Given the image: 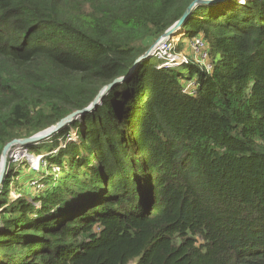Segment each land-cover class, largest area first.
<instances>
[{"label": "trees", "instance_id": "obj_1", "mask_svg": "<svg viewBox=\"0 0 264 264\" xmlns=\"http://www.w3.org/2000/svg\"><path fill=\"white\" fill-rule=\"evenodd\" d=\"M194 1L0 0V155L123 78L26 145L42 189L6 171L0 264H264V0L195 8L171 37L188 60L130 73Z\"/></svg>", "mask_w": 264, "mask_h": 264}, {"label": "water", "instance_id": "obj_2", "mask_svg": "<svg viewBox=\"0 0 264 264\" xmlns=\"http://www.w3.org/2000/svg\"><path fill=\"white\" fill-rule=\"evenodd\" d=\"M225 0H195L192 2L184 12L183 16L174 24L172 25L167 31L163 33V35L141 56L139 57L133 64L132 68L130 69V73L135 72L138 69L139 64L146 59H149L152 57V51L154 50L155 46L164 40L170 39L172 36L176 35L180 32V29L182 25L185 23L186 19L189 17V15L193 12V10L199 6H208L216 3H221ZM123 80L116 79L112 83L104 86L97 94L95 99L91 102V104L82 109L77 110L63 119H61L59 122L48 128L47 130L33 136L30 138L20 139V140H12L8 142L2 149L1 155H0V188L3 182L4 177V171H5V164H6V158L7 154L13 146H26L34 142L42 141L46 138H49L54 133H57L59 130H61L64 126L72 123L74 120L78 119L81 115L88 113L95 109L98 105H100L102 98L116 85L117 83H120Z\"/></svg>", "mask_w": 264, "mask_h": 264}, {"label": "rangeland", "instance_id": "obj_3", "mask_svg": "<svg viewBox=\"0 0 264 264\" xmlns=\"http://www.w3.org/2000/svg\"><path fill=\"white\" fill-rule=\"evenodd\" d=\"M240 1H245V0H240ZM177 36L178 33L176 34ZM176 43V41H175ZM185 46L187 45L188 42H184ZM173 50H177V45H174V49ZM180 51H178L176 53V55H174L175 57H177L178 59L183 57V53H179ZM188 54V52H187ZM187 54L184 52V55L187 56ZM189 56V55H188ZM150 59V58H149ZM151 63L156 65L158 64V60L154 57H151ZM189 82H183V84L186 86ZM44 140H47L44 139ZM44 156L47 155L48 153L45 150H40ZM53 153H55V151H53ZM39 153L37 152H31L28 148H26V146H13L12 148H10L8 154H7V158H6V164H5V171H4V175L6 173V171L11 170V168H14L13 166H15V169L20 168L19 170V179L17 181H15L14 185L15 187H20L19 189L21 191L24 192H37L40 189L43 188L42 185H39L38 188H34L32 189V186L36 187V185L38 184V182L34 181L35 179H37L38 177H40L37 181H40L41 179V174H48L51 173V170H45V164L43 163V157L41 156ZM35 163L37 164V167H35ZM24 164H27V166H24ZM36 168V170H35ZM40 168H45L44 170H42L40 173H37V170H40ZM53 173V172H52ZM57 174V173H56ZM45 176V175H44ZM15 177V176H14ZM4 178V177H3ZM34 179V180H33ZM32 180L36 185H34V183H30L29 181ZM31 187H30V186ZM13 186V184L10 187V198L11 199H15L17 198L18 195H20L19 193L17 194L16 192V188Z\"/></svg>", "mask_w": 264, "mask_h": 264}, {"label": "built area", "instance_id": "obj_4", "mask_svg": "<svg viewBox=\"0 0 264 264\" xmlns=\"http://www.w3.org/2000/svg\"><path fill=\"white\" fill-rule=\"evenodd\" d=\"M178 42H179V38L173 40L170 38L168 40L159 42L152 51V57L156 58L159 62L164 63V65H170L176 67L180 66L188 59L184 55L183 51L179 52L181 54L183 53L182 55L183 57L178 59L177 57L174 56L178 52L176 50H173L174 45L175 44L177 45ZM187 47L189 48L190 51L189 57L191 60L195 61L200 66V68L204 69L206 72L212 71V66L210 64L209 54L206 44L200 37H195L191 41H189ZM193 87H194L193 84L189 82L185 86V89L187 91H191Z\"/></svg>", "mask_w": 264, "mask_h": 264}, {"label": "bare ground", "instance_id": "obj_5", "mask_svg": "<svg viewBox=\"0 0 264 264\" xmlns=\"http://www.w3.org/2000/svg\"><path fill=\"white\" fill-rule=\"evenodd\" d=\"M37 164H38V163H35V165H34V166H35V167H37Z\"/></svg>", "mask_w": 264, "mask_h": 264}]
</instances>
